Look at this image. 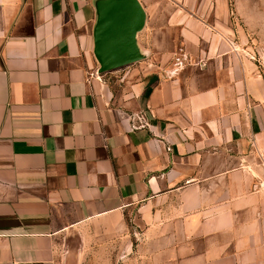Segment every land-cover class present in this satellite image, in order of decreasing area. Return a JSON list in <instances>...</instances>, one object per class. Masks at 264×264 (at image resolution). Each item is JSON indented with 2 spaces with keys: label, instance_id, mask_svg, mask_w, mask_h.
Returning <instances> with one entry per match:
<instances>
[{
  "label": "crops",
  "instance_id": "0c3cea01",
  "mask_svg": "<svg viewBox=\"0 0 264 264\" xmlns=\"http://www.w3.org/2000/svg\"><path fill=\"white\" fill-rule=\"evenodd\" d=\"M94 1L0 0V264H264V60L231 1L138 0L149 55L111 83Z\"/></svg>",
  "mask_w": 264,
  "mask_h": 264
},
{
  "label": "water",
  "instance_id": "95a60500",
  "mask_svg": "<svg viewBox=\"0 0 264 264\" xmlns=\"http://www.w3.org/2000/svg\"><path fill=\"white\" fill-rule=\"evenodd\" d=\"M92 31L93 56L100 75L145 60L137 36L145 28L146 15L138 0H95Z\"/></svg>",
  "mask_w": 264,
  "mask_h": 264
},
{
  "label": "rangeland",
  "instance_id": "374dc122",
  "mask_svg": "<svg viewBox=\"0 0 264 264\" xmlns=\"http://www.w3.org/2000/svg\"><path fill=\"white\" fill-rule=\"evenodd\" d=\"M231 7L230 12H232L233 17L236 19L237 28L242 33L245 45L251 50V54L255 60H264V0H230ZM148 38L147 26L142 31V36L144 35ZM145 39V38H144ZM143 39V40H144ZM148 41V40H147ZM143 49H147V44L143 41ZM135 66L131 64L129 66L117 69L115 71L103 74L107 79V82L111 83L112 79L123 76L127 73L128 67ZM114 82V81H113ZM113 84V83H112ZM263 190L261 193V198H264V179ZM135 216V212H129L126 215V221L128 224V229L131 231L132 219ZM115 250V249H114ZM115 252L110 250V253ZM115 254V253H113ZM113 264H116V260L112 258Z\"/></svg>",
  "mask_w": 264,
  "mask_h": 264
}]
</instances>
